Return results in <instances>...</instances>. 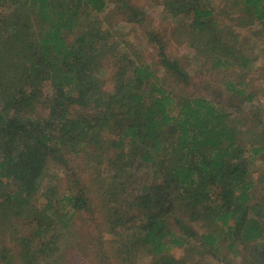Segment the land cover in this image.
Listing matches in <instances>:
<instances>
[{
	"label": "trees",
	"instance_id": "obj_1",
	"mask_svg": "<svg viewBox=\"0 0 264 264\" xmlns=\"http://www.w3.org/2000/svg\"><path fill=\"white\" fill-rule=\"evenodd\" d=\"M211 1L163 6L172 17H191V46L209 69L245 72L253 54L216 18ZM234 1L242 5L239 22L251 29L264 24V0ZM104 6V0H0V237L12 234L17 221L33 225L39 254L51 257L58 235L88 202L82 190L61 194L55 183L45 186L41 207L34 197L49 165L89 152L109 168L101 194L110 203L106 225H135L124 245L144 246L156 264H188L172 254L188 240L211 251L236 239L259 240L264 258V206L252 203L258 184L229 110L202 97L176 100L150 65L124 59L102 101L96 72L107 55L116 57L99 35ZM154 41L165 74L186 83L179 61ZM40 108L44 117L34 115ZM255 141L252 158L264 151V126ZM147 167L150 175L138 181ZM257 181L264 189V174ZM29 243L15 237L18 259L30 257ZM6 247L0 238V261H10Z\"/></svg>",
	"mask_w": 264,
	"mask_h": 264
},
{
	"label": "rangeland",
	"instance_id": "obj_2",
	"mask_svg": "<svg viewBox=\"0 0 264 264\" xmlns=\"http://www.w3.org/2000/svg\"><path fill=\"white\" fill-rule=\"evenodd\" d=\"M104 2V10L97 16L100 21L99 35L101 38L103 36L104 41L110 42L116 57L107 55L96 72L101 94L105 98L102 101L110 98L115 65L118 60L124 59L150 65L159 79L158 84L176 100L202 97L229 110L240 125L237 145L244 152V158L249 159L250 174L255 184H258L253 192L252 203L260 200L264 206V189H259L261 185L257 181L264 174V151L255 158L251 157L253 148L258 145L255 137L264 126V24L255 29H251L254 24L248 28L236 19L243 15L240 3L234 0H212L209 5L216 18L238 34L241 47L253 54V61L245 72L211 70L200 53L191 46V17L170 16L164 10L163 3L166 0ZM259 30L261 36H256ZM154 37L162 43L169 57L179 61L188 78L186 83H179L165 74L160 62L159 45ZM34 115L44 117L46 112L40 108ZM16 116L20 121L23 120L21 113ZM107 169L103 156L89 152L79 157L69 156L65 166L49 165L34 197L37 207L43 204L45 186L55 183L61 194L82 190L89 209L77 212L68 229L61 231L60 225H56V230L61 233L58 235V250L51 257L39 254L40 237L36 235L33 225L15 222L16 232H6L0 237L10 250V261H0V264H156L158 257L154 258L144 246L134 248V243L124 245L126 238L134 234L135 225L121 229L114 225L109 229L106 225L110 203L105 202L101 194ZM138 173L139 181L150 175L149 167ZM10 225H7L8 230ZM15 237L30 242L31 255L27 260L17 258L19 247L14 244ZM236 240L235 244L224 242L216 251L204 248L197 250V244L188 240L184 249H175L172 254L180 259L186 258L188 264H264L263 242L239 243L240 239Z\"/></svg>",
	"mask_w": 264,
	"mask_h": 264
}]
</instances>
